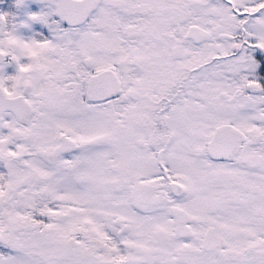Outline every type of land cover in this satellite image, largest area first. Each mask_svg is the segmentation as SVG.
Instances as JSON below:
<instances>
[{"label":"snow or ice","instance_id":"6c2138e0","mask_svg":"<svg viewBox=\"0 0 264 264\" xmlns=\"http://www.w3.org/2000/svg\"><path fill=\"white\" fill-rule=\"evenodd\" d=\"M31 4L0 13V264H264V0Z\"/></svg>","mask_w":264,"mask_h":264},{"label":"flooded vegetation","instance_id":"af4514ba","mask_svg":"<svg viewBox=\"0 0 264 264\" xmlns=\"http://www.w3.org/2000/svg\"><path fill=\"white\" fill-rule=\"evenodd\" d=\"M33 7L31 0H27V5L24 8H17L15 0H0V13H8L10 18H14L17 21L23 19L25 12Z\"/></svg>","mask_w":264,"mask_h":264}]
</instances>
